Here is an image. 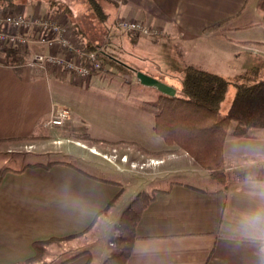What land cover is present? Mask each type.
I'll return each mask as SVG.
<instances>
[{
  "label": "crops",
  "instance_id": "1",
  "mask_svg": "<svg viewBox=\"0 0 264 264\" xmlns=\"http://www.w3.org/2000/svg\"><path fill=\"white\" fill-rule=\"evenodd\" d=\"M111 1L112 7H116V24L121 20L137 21L151 32L158 31V37L167 35L181 39L184 45L198 47L212 41L230 55L239 50L259 60L252 61L247 70L234 68L224 57H203L201 62L188 58L181 62L178 57H169L171 61L158 68H145L128 60L138 71L175 88L177 94L187 64L229 79L264 67L263 0ZM31 7L52 14L43 3ZM61 17L68 20L64 15ZM221 23L218 29L206 32ZM120 34L127 36L126 31ZM147 37L139 36L138 40ZM228 58L233 62L234 57ZM126 72L136 75L133 70ZM160 76L174 81L167 83ZM127 80L129 84L136 83L138 95L117 87L111 83L112 77L103 73L79 84L70 77L44 74L23 65L0 67V154L47 159L20 168L0 167L16 172H8L0 183V264L33 258L36 254L33 246L38 242L83 233L97 240L107 229L112 238L114 233L118 234L111 222L114 218L120 221L133 202L120 214L128 185L64 160H84L73 149L107 162L110 161L105 156L117 153L118 157L129 158L136 149L149 159L161 160L166 167L152 177L168 178L191 172L184 156L175 157L180 149L168 146L155 131L159 112L150 105L158 104L163 94L132 81L131 77ZM104 81L115 86L97 87L98 82ZM59 109L69 111L70 119L64 127H52L49 123ZM84 134L102 143L77 139ZM53 156L63 159L53 160ZM224 158L229 177L226 188L213 179L210 171L201 168L199 171L208 174L205 181L216 184L213 189L171 180L168 186L151 193L155 197L137 224L127 264H262L257 245L235 236L229 225L238 213L252 205L245 177L252 174L264 180V130H251L245 138L229 135ZM52 162L57 164L47 169ZM120 163L124 165L122 175L133 172L125 167L128 163ZM132 163L141 162L135 159ZM115 200V206L109 209ZM114 245L110 243L109 248L115 249ZM91 249H85L86 254L69 264H103L118 252L117 248L112 252Z\"/></svg>",
  "mask_w": 264,
  "mask_h": 264
},
{
  "label": "trees",
  "instance_id": "2",
  "mask_svg": "<svg viewBox=\"0 0 264 264\" xmlns=\"http://www.w3.org/2000/svg\"><path fill=\"white\" fill-rule=\"evenodd\" d=\"M38 2L45 4L52 16H66L76 35L85 43V52L99 53L105 67L110 65L113 71L116 68L138 71L127 61H123L121 55L114 49L113 44L117 46L120 44L118 40H113V33L118 26L116 22L111 26L107 12V7H112L111 0H0V17ZM261 8L264 9V0ZM89 12L95 17L91 18ZM98 25L100 28H97ZM220 26L222 23L207 29L206 32L210 33ZM95 27L96 32L101 34V41L95 38L94 31H90ZM126 38L134 44L138 42V37L129 32ZM15 56H9V66L23 65L24 58ZM180 87V92L175 97L162 95L158 104L150 105L159 112L155 131L168 146H177L188 153L201 168L210 171L218 184L226 188L229 183L224 168L226 138L229 135L245 138L251 130H264V67H257L233 81L200 66L187 64L180 79ZM231 87L236 89V94L227 113L223 114L222 105ZM77 139L96 145L102 143L88 134L79 135ZM55 164L57 163H50L47 169ZM8 172L15 171L8 168L0 169V183ZM154 197L147 192H141L125 210L116 225L118 235L115 245L118 252L113 253L103 264H127L133 251L137 224ZM116 201L110 204L109 209L115 206ZM84 234L86 233L35 243L33 246L35 256L15 264H45L44 258L50 246L74 241ZM84 254L86 253L74 255L59 264H69Z\"/></svg>",
  "mask_w": 264,
  "mask_h": 264
},
{
  "label": "rangeland",
  "instance_id": "3",
  "mask_svg": "<svg viewBox=\"0 0 264 264\" xmlns=\"http://www.w3.org/2000/svg\"><path fill=\"white\" fill-rule=\"evenodd\" d=\"M109 5V4H108ZM27 9H25L26 14H32L34 12L33 7L31 5H25ZM24 8V7H23ZM107 12L109 14L110 20H111V26L116 22L117 19V12L115 11V8L108 6ZM42 14H45L44 11ZM48 15V14H47ZM51 15V14H49ZM91 18H94V14L92 12H89L88 14ZM61 17V16H60ZM65 21H69L66 20ZM70 23V21H69ZM71 24V23H70ZM90 28H92L91 25H89ZM100 28V25L97 26V28ZM90 31H94L96 33V37L98 40L101 39V34L96 32L95 29H91ZM125 31L120 30L119 28H116L113 33V39L118 40L120 45H114V49L118 51V53L121 55V59L123 61L128 62L130 60L131 63L136 62L138 65L142 67H153L158 68V66L163 67V65H166L167 62H170L171 59L169 57H178L179 61H183V59L188 58L190 61L194 62H201L203 57H206L208 59H212L213 57H224V59L229 63V65L233 64L234 68H239L240 70H247L250 69V66L253 62L259 61L258 59L255 61L253 60L252 56L247 53L238 52L231 53L226 49L217 48L218 45L215 42L212 41H206L205 44L201 46L197 45H184L181 41V39H177L175 37H168L167 35L164 36H148L147 38H140L137 43L130 42L126 36H122L120 33H124ZM92 33V32H91ZM225 50V51H224ZM230 53V54H229ZM228 57H234V60L232 62L231 59ZM251 57V58H248ZM181 61V62H182ZM189 62V61H186ZM238 63V64H237ZM258 63V62H257ZM131 66H133L131 64ZM134 67V66H133ZM231 68V67H230ZM104 76H107V78L112 77L113 82L117 87L121 86L122 88H126L131 94L138 95V90L136 89L135 85L136 83L129 84V77L132 78V81H138L136 78V75H130V73L121 70V69H114L112 70V66L107 65L103 72ZM133 76V77H132ZM162 77V76H160ZM159 77V78H160ZM161 80L172 83V81L169 77H162ZM231 80H235L234 78H230ZM117 81V82H116ZM114 84H110L107 81L104 82H98L97 87L103 88V87H114ZM168 85V84H167ZM140 87V86H139ZM142 93V91H139ZM236 89L234 87L230 88V91L228 92L226 101L222 105V113H225L228 111V109L231 106V103L235 97ZM141 96H146L143 93ZM147 98V96H146ZM225 109H227L225 111ZM88 143V141H87ZM179 148V147H178ZM131 156L128 157H118L116 155L117 153H114L111 156H105L106 160L110 161L107 162L103 160L102 158H98L95 156H92L89 154V152H85L82 150L73 149V152L79 156H81L84 160H75L71 158H65L64 160H68L70 162H73L77 166H80L83 169H87L90 172H95L97 174H102L103 176H107L109 178H113L115 180H118L119 182H122L123 184L128 185L127 188V194L126 198L124 199V202L122 203V210L120 211V214L130 205V203L135 199V197L140 192H148V194H151L155 189L157 188H163L168 186L167 182H170L171 180H177L180 182H187L192 185L200 186L204 189H213L215 187V183L208 184L205 181V178L207 177L205 172H201V167L199 164L195 161L193 157H191L188 153H185L184 151L180 150L178 153H176V156H184L185 161L187 162L186 167H189L191 172L185 173L184 175L178 174L174 177H168L166 176H160V177H152L153 173H158L162 170V168H166L163 166V162L161 160L157 159H149L144 154L139 153L136 149L132 150ZM174 157V158H175ZM179 158V157H178ZM177 158V159H178ZM53 160H59L63 159L61 157L53 156ZM137 160L139 163H132L133 160ZM176 159V158H175ZM180 159V158H179ZM47 159L43 156H24L20 157L15 154H7L6 152H2L0 154V167L4 166H11L13 168H20L26 163H32V162H45ZM124 160H127L125 167H130V169L133 171L131 173H126L125 175H122L121 168L124 167L120 162L123 163ZM98 163V164H97ZM100 164V165H99ZM133 167V168H132ZM157 167V168H156ZM225 167V164H224ZM201 170V171H199ZM202 174L203 177H199L198 175ZM204 178V179H203ZM207 179V178H206ZM209 182V180H207ZM137 184V185H136ZM153 194V193H152ZM121 216V215H120ZM120 218V217H119ZM119 219L117 221L115 218L111 222L112 229L113 227L116 228V224H118ZM115 225V226H114ZM111 232L109 229L106 230L103 234H101L97 240L93 239L92 235L88 236H81L78 237L74 241H67L63 242L60 245H52L48 248L47 254L45 255V264H59L61 261L67 260L73 255L79 254L78 252L82 251V253L85 249H91L97 247V250L100 248L107 250L108 252H112L116 249V239H117V233H114V238L111 237ZM94 240H96L94 242ZM110 243H113L115 246V249L109 248ZM90 245V246H89ZM89 246V247H88ZM92 250V249H91Z\"/></svg>",
  "mask_w": 264,
  "mask_h": 264
},
{
  "label": "built area",
  "instance_id": "4",
  "mask_svg": "<svg viewBox=\"0 0 264 264\" xmlns=\"http://www.w3.org/2000/svg\"><path fill=\"white\" fill-rule=\"evenodd\" d=\"M117 26L137 37L159 34L137 21L121 20ZM85 48L68 21L60 16L42 14L39 8L28 15L21 7L0 17V67L9 66V56L16 55L23 57V66L32 70L70 77L83 84L105 69L99 53L87 54ZM69 119V111L59 109L49 124L64 127Z\"/></svg>",
  "mask_w": 264,
  "mask_h": 264
},
{
  "label": "clouds",
  "instance_id": "5",
  "mask_svg": "<svg viewBox=\"0 0 264 264\" xmlns=\"http://www.w3.org/2000/svg\"><path fill=\"white\" fill-rule=\"evenodd\" d=\"M245 184L252 205L233 218L229 231L257 245V254L264 264V180L249 174L245 177Z\"/></svg>",
  "mask_w": 264,
  "mask_h": 264
},
{
  "label": "water",
  "instance_id": "6",
  "mask_svg": "<svg viewBox=\"0 0 264 264\" xmlns=\"http://www.w3.org/2000/svg\"><path fill=\"white\" fill-rule=\"evenodd\" d=\"M137 80L141 83V85L145 87L156 88L163 95L168 97H175L177 95V90L166 83L153 78L141 71L135 72Z\"/></svg>",
  "mask_w": 264,
  "mask_h": 264
}]
</instances>
